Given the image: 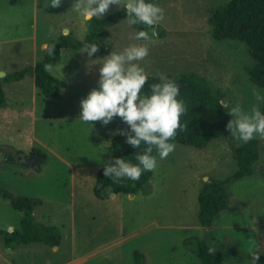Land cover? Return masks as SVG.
Instances as JSON below:
<instances>
[{"label": "rangeland", "instance_id": "1", "mask_svg": "<svg viewBox=\"0 0 264 264\" xmlns=\"http://www.w3.org/2000/svg\"><path fill=\"white\" fill-rule=\"evenodd\" d=\"M229 1L157 0L165 15L157 24L161 31L146 42L150 45L149 55L141 63L148 74L195 72L208 79L230 108L237 101L250 106L254 102L251 89L256 85L247 72L254 63L249 48L240 40L215 39L209 23L212 11ZM73 3L74 0H62L58 7H52L49 0H0V62L9 72L32 62V54H23L27 44L18 47V38L32 35L30 25L35 17L41 18L43 11L52 9L58 13L53 25L66 22L73 26ZM120 9L119 5H111L102 17ZM110 27L108 30L115 29L116 33L118 27L124 29L121 39L116 35L117 40L107 42L110 51L140 42L134 39L137 28L125 19ZM66 53L48 69L71 83L63 96L48 98L39 91L34 95L30 77L4 82L8 99L23 100V106L28 108L13 121L0 115V189L16 196L42 197L34 207L36 220L59 226L63 238L59 248L33 242L13 249L6 247L0 234V264H136L135 249L144 253L151 264H202L183 244V239L192 235H208L215 248L229 252L232 258L227 264H253V253H258L260 242L264 246V137L256 136L260 140L259 159L253 175L227 185L228 207L209 227L200 224L198 195L206 182L224 179L236 170L233 150L244 142L235 138L222 136L205 148L175 143L167 157H157V168L150 180L152 192H140L132 201L126 194L121 196L122 201L97 198L93 189L96 175L86 176L80 171L73 174V168L52 153L43 162L46 165L42 172L29 170L28 162L25 166L8 160L4 146L10 139L20 144L33 139L34 151L48 153L50 146L73 163L91 162L104 167V162L112 160V142L106 148L104 134L110 135L118 128L124 131L128 126L119 117L108 125L76 119L81 98L97 86L96 71L100 66L86 53L81 54L87 56L85 63L76 60V66H70ZM59 111L65 117L59 118ZM95 144L103 150L91 158L87 148ZM22 216L10 199L0 195V228L13 230Z\"/></svg>", "mask_w": 264, "mask_h": 264}, {"label": "trees", "instance_id": "2", "mask_svg": "<svg viewBox=\"0 0 264 264\" xmlns=\"http://www.w3.org/2000/svg\"><path fill=\"white\" fill-rule=\"evenodd\" d=\"M124 9H120L102 18H93L89 21L88 32L84 39H78L70 34H62L60 44H55L54 56H49L43 49L42 56L33 65L5 74L0 79V108L10 104L4 89V82H13L25 78L31 74L35 78V85L40 94L55 98L60 96V88H64L66 81L51 74L45 69V64H56L61 59V47H70L80 50L86 41H95L100 44L98 52H104L108 41V28L125 18ZM209 23L212 26V36L217 40L234 39L244 42L254 59V63L247 67L250 81L264 89V0H230L225 5L215 8ZM137 30L142 25H135ZM158 27V25H156ZM153 36L152 38H154ZM175 76L181 85V93L187 105L188 111L181 117L182 123L186 125L183 130H177L175 143H180L196 148H205L213 140L222 136H230V131L226 128L227 122L231 119L230 106L222 103V98L213 90L208 79L195 72H183L169 74ZM156 75L149 74V82L156 79ZM147 89V84L145 85ZM264 107V105H262ZM260 140L256 137L244 142L233 150V156L237 162L236 170L224 179H212L204 184L198 195L199 201V221L202 226H211L216 217L228 207L229 194L227 185L235 180L247 178L253 175L256 163L259 159ZM143 145L141 146L142 150ZM12 147L4 146V151L9 153ZM126 143L125 135L116 134L112 139V158L122 156L126 160L135 162V152ZM22 153V151H18ZM38 166L45 161L46 153L38 150ZM154 154L155 149H154ZM158 157V154H156ZM155 170L145 171L139 180L130 181L124 179L122 183H115L111 178L104 176L102 167L94 183V194L99 199H108L111 193L120 194H142L149 195L152 192L150 180L153 178ZM0 195L10 199L12 206L23 212L19 226L13 230L0 228V234L4 237L6 247L16 248L21 244L41 242L50 247L61 244L63 235L59 226L49 225L36 220L34 207L39 203V199L28 196L14 195L0 189ZM186 249L193 252L202 264H227L232 255L224 250L216 249L215 253H209L208 248L214 247L208 239V235L199 237L188 236L183 239ZM263 243L260 242L258 251L259 259L257 264H264ZM134 257L136 264L148 263L144 253L135 249Z\"/></svg>", "mask_w": 264, "mask_h": 264}, {"label": "clouds", "instance_id": "3", "mask_svg": "<svg viewBox=\"0 0 264 264\" xmlns=\"http://www.w3.org/2000/svg\"><path fill=\"white\" fill-rule=\"evenodd\" d=\"M61 3L62 0H49L52 7H58ZM114 4L124 9V19L129 25L143 26L134 34L135 41L140 42L129 43L119 50L112 49L101 57L97 86L81 98L79 119L108 125L119 117L128 126L126 134L119 128L115 133L125 135L126 143L138 149L135 162L122 156L104 162V176L115 183H122L124 179L139 180L143 172L156 169V154L163 159L174 151L177 130L186 127L181 117L188 108L175 76L161 72L149 82V74L141 63L149 55L150 45L146 42L156 35V25L164 19L165 10L157 0H74L72 8L83 21L88 22L93 21L94 17H102ZM62 32L65 36L69 35L67 28ZM41 48L49 56H54V42L45 41ZM99 48L98 42L86 41L79 51L93 57ZM44 67L47 70L51 64ZM251 94L254 102L250 106L237 101L228 112L231 119L226 128L230 136L243 142L257 135L264 137V90L254 86ZM208 252L215 253V247L210 246ZM252 257L253 264H257L259 254L253 253Z\"/></svg>", "mask_w": 264, "mask_h": 264}, {"label": "crops", "instance_id": "4", "mask_svg": "<svg viewBox=\"0 0 264 264\" xmlns=\"http://www.w3.org/2000/svg\"><path fill=\"white\" fill-rule=\"evenodd\" d=\"M37 2H38V0H37ZM46 8L49 9V6L46 7ZM43 12H44V16H46V17H44L41 14V18H39V16L37 15V17H35L34 22H31L30 26L33 29L32 35H29L28 38L21 37V36L18 38V41L19 42L21 41V43H19L20 45L18 47H23V46H25L27 44V47L24 48L23 54L29 53V54L33 55L32 58H31L32 62L29 63L30 65L35 64L36 61L42 56V52H43V49L41 48L42 43H44L45 41H48L49 43L54 42L55 44H60V42H61V38L60 37L63 34V32H62L63 29L67 28L69 30L70 34H73L76 38L80 39V38H83V37L86 36L87 30H88V26H89V21L88 22L83 21L82 17L77 12H76V14L74 13L73 15H71V18H73L72 19L73 20L72 21V25L73 26L68 25L66 22H62L61 26H59L58 24H57V26L53 25V23H54L53 20L55 21L56 15L58 16V13H54V11H52V9H49V10H46V11H43ZM25 22H26V20H25ZM122 31H124V29L119 28V27H118L117 33H116L115 29H114V31L109 29L108 30L109 35H108V41L107 42H109L110 39H114V40H117L118 38L121 39V35H122L121 32ZM55 32L56 33L58 32V35L53 36V34ZM116 35H117V39H116ZM68 48H70V47H64V46L61 47V53L62 54H61V59L59 61H61L63 59V56H64L65 52H67L66 54L69 57L67 59L68 60L67 63L70 66L71 65L76 66L75 65L76 64V60L78 62H80V63H83V62L85 63V59H87V56L82 57L81 56V54H82L81 52H79L78 50H75V49H71V48H70V50H69L70 52H69ZM25 49H28V50L25 51ZM109 51H110V46L108 45V46H106V50L104 52H97L96 55H94L93 57H89V58L92 59V61L95 60V62H93V63H95V64L97 63L100 66V63L102 62V58L101 57L107 55L109 53ZM98 70H99V68H97L96 72H99ZM0 72L1 73H5V74L9 73V71L2 64V62H0ZM4 76L5 75H3L1 77L3 78ZM27 77H30L32 79L31 80V87L33 88L34 95H38V90L36 88L35 78H34L33 75H27L25 78H23V79H21L19 81H23ZM63 79H65V78L63 77ZM85 79H86V77H85ZM65 81H66V85L64 87V90L62 92H60V96L55 97V98H60L61 96H63V94L65 92H67L68 88L71 86V83L68 82L67 79H65ZM14 95L15 96H17V95L23 96V95H21V93H15ZM9 102H10V104L8 106L1 107L3 109L0 108V111H1L0 115H3V117L6 118V119H11V121H13V119L19 118V116L22 115L24 110H26L28 108V107H24L23 106L24 105L23 104L24 103L23 100H21V101L20 100L12 101V102H11V100H9ZM33 103H34L33 104V108H35L36 107V104H35L36 102L33 101ZM33 114H34L33 115V119L35 121L36 113L33 112ZM59 115H60V117L58 116L59 118L65 117V116H63V112H60ZM76 119H79V118H76ZM115 130H113L112 134H110V135L104 134L106 136L105 139H106V142H107V145L105 143L106 148H109V142L110 141L112 142L113 137L116 135ZM33 131H34V129H33ZM108 140H110V141H108ZM34 141H37V140H34ZM6 143H7L6 145H9V146L12 147V150L9 153H7V154L9 155L10 153H12V155L15 157V159H13V160H11V159H8V160H11L12 163H16L18 165H25V166H28V163H30L29 170H34L35 172H42L43 171V169L45 168L46 163H43V164H41V166H38L37 157H39V154H38L37 151H34V149H35L34 147L35 146L33 144V139H31V141L30 140L29 141H25L23 144H20L19 142H13L12 139H10ZM47 149H49V151L47 150L48 153L44 152L47 155L45 160L49 157V155L53 154L56 158L60 159L61 161H64L68 165H70L73 168V174H76L78 171H80V174H82V175H86V176L87 175H91V176H93L95 174L97 176L99 170L103 167V166L97 165V164H95V165L94 164H89L91 162L86 163V164L73 163V162L67 160V158L64 157V155L61 152L53 150L52 148H50V146H48ZM19 150L22 151V153H19L18 152ZM87 150L88 151L86 153H88L91 156V158H94L96 155L100 154L99 151L103 150V148L101 146H98V144L97 145L95 144L94 147H88ZM28 152H30V153L28 154ZM5 154H6V152H5ZM31 154H34V158H30L29 157V155H31ZM19 155L23 156L22 159L18 158ZM28 159H30L31 161L29 162ZM34 159L36 160V162H34ZM93 168H95V169H93ZM22 169H25V168L22 167ZM124 194L125 193L115 194L113 196L111 195L110 198L105 199V200L116 201V200H118V198H120V201H122L123 197H121V196L124 195ZM137 195H138V193L134 194L133 196H131L129 194H126V196L128 198L127 200L132 201L133 199H135L137 197ZM143 195H145V194H143ZM37 199H39V200L42 199L43 200L42 197H37ZM59 246L60 245L53 246L52 248H59ZM86 258H84V259H86Z\"/></svg>", "mask_w": 264, "mask_h": 264}, {"label": "water", "instance_id": "5", "mask_svg": "<svg viewBox=\"0 0 264 264\" xmlns=\"http://www.w3.org/2000/svg\"><path fill=\"white\" fill-rule=\"evenodd\" d=\"M160 31H161V29H160V28H157V32L159 33ZM1 75H5V73H1ZM63 90H64L63 87L60 88V92H62ZM222 103H223V104H226V99H223V100H222ZM127 130H128V129H125V130H124V133H125V134L127 133ZM22 157H23L22 155H19L18 158H19V159H22ZM29 157H30V158H34V154L29 155ZM8 159L13 160V159H15V157L12 155V153H10ZM34 162H36L35 159H34ZM111 195L113 196V195H115V193H111ZM130 195L133 196L134 193H130Z\"/></svg>", "mask_w": 264, "mask_h": 264}, {"label": "flooded vegetation", "instance_id": "6", "mask_svg": "<svg viewBox=\"0 0 264 264\" xmlns=\"http://www.w3.org/2000/svg\"><path fill=\"white\" fill-rule=\"evenodd\" d=\"M29 160V162L31 161L30 159H28Z\"/></svg>", "mask_w": 264, "mask_h": 264}]
</instances>
